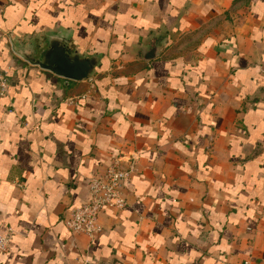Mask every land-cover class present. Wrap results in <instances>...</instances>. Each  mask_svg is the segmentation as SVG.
I'll use <instances>...</instances> for the list:
<instances>
[{"label":"crops","instance_id":"1","mask_svg":"<svg viewBox=\"0 0 264 264\" xmlns=\"http://www.w3.org/2000/svg\"><path fill=\"white\" fill-rule=\"evenodd\" d=\"M54 32L88 79L14 48ZM0 68V264H264V0H0ZM115 161L126 205L71 232Z\"/></svg>","mask_w":264,"mask_h":264},{"label":"built area","instance_id":"2","mask_svg":"<svg viewBox=\"0 0 264 264\" xmlns=\"http://www.w3.org/2000/svg\"><path fill=\"white\" fill-rule=\"evenodd\" d=\"M9 85L6 72L0 68V97L8 93ZM132 172V167L123 169L118 162H113L106 169L89 179L88 198L78 208L72 210L65 220L71 232L84 233L93 238L101 232L99 214L105 208L121 209L126 205L123 196V181ZM13 230L9 227L0 229V253L10 249ZM242 264H248L244 262Z\"/></svg>","mask_w":264,"mask_h":264},{"label":"water","instance_id":"3","mask_svg":"<svg viewBox=\"0 0 264 264\" xmlns=\"http://www.w3.org/2000/svg\"><path fill=\"white\" fill-rule=\"evenodd\" d=\"M14 48L27 63L69 80L88 79L99 67L98 55L80 53L73 40L61 32L18 40ZM155 54L152 49L144 58L152 59Z\"/></svg>","mask_w":264,"mask_h":264}]
</instances>
